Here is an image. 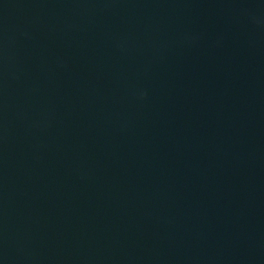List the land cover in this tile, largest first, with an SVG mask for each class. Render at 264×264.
Here are the masks:
<instances>
[{
  "label": "water",
  "instance_id": "obj_1",
  "mask_svg": "<svg viewBox=\"0 0 264 264\" xmlns=\"http://www.w3.org/2000/svg\"><path fill=\"white\" fill-rule=\"evenodd\" d=\"M0 264H264V0H0Z\"/></svg>",
  "mask_w": 264,
  "mask_h": 264
}]
</instances>
